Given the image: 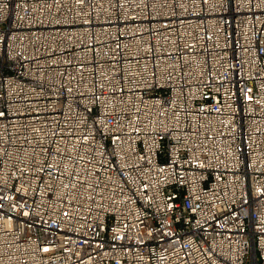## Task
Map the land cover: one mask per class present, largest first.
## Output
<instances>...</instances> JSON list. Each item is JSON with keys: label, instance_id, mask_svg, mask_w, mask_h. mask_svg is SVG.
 Here are the masks:
<instances>
[{"label": "built area", "instance_id": "2783aa9c", "mask_svg": "<svg viewBox=\"0 0 264 264\" xmlns=\"http://www.w3.org/2000/svg\"><path fill=\"white\" fill-rule=\"evenodd\" d=\"M0 264H264V0H0Z\"/></svg>", "mask_w": 264, "mask_h": 264}]
</instances>
